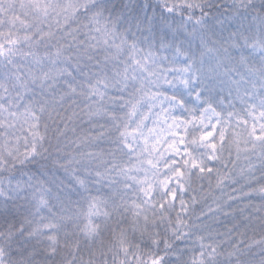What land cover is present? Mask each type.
Returning a JSON list of instances; mask_svg holds the SVG:
<instances>
[{
    "label": "snow or ice",
    "instance_id": "obj_1",
    "mask_svg": "<svg viewBox=\"0 0 264 264\" xmlns=\"http://www.w3.org/2000/svg\"><path fill=\"white\" fill-rule=\"evenodd\" d=\"M0 264H264V0H0Z\"/></svg>",
    "mask_w": 264,
    "mask_h": 264
},
{
    "label": "rangeland",
    "instance_id": "obj_2",
    "mask_svg": "<svg viewBox=\"0 0 264 264\" xmlns=\"http://www.w3.org/2000/svg\"><path fill=\"white\" fill-rule=\"evenodd\" d=\"M228 101H225V103L227 104Z\"/></svg>",
    "mask_w": 264,
    "mask_h": 264
}]
</instances>
